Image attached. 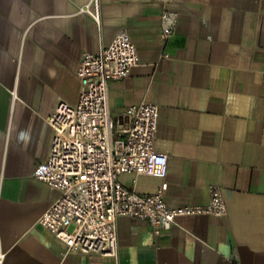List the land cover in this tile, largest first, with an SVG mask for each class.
Returning a JSON list of instances; mask_svg holds the SVG:
<instances>
[{
	"label": "crops",
	"instance_id": "obj_1",
	"mask_svg": "<svg viewBox=\"0 0 264 264\" xmlns=\"http://www.w3.org/2000/svg\"><path fill=\"white\" fill-rule=\"evenodd\" d=\"M0 0V264H264V0ZM178 31L161 37V14ZM126 29L140 64L109 84L119 116L143 100L159 105L155 147L165 179L123 173L140 193L159 190L169 207L206 204L218 185L223 216H181L154 233L146 220L118 218L116 256L64 253L39 222L60 195L34 176L47 160L48 117L76 104L77 70Z\"/></svg>",
	"mask_w": 264,
	"mask_h": 264
},
{
	"label": "built area",
	"instance_id": "obj_2",
	"mask_svg": "<svg viewBox=\"0 0 264 264\" xmlns=\"http://www.w3.org/2000/svg\"><path fill=\"white\" fill-rule=\"evenodd\" d=\"M79 11L99 21V0H90ZM177 31V15L163 12L161 37L166 40ZM139 64L137 45L126 29L119 30L109 45L83 55L77 70L78 102H60L48 117L53 129L50 153L35 167L34 176L61 193L39 222L63 241L65 254L81 251L116 256L120 216L146 220L158 234L181 216H223L228 211L216 184L209 185L206 204L172 208L164 197L166 180L151 193L137 192L121 181L127 172L162 179L168 172L167 154L155 147L159 105L143 100L117 117L110 111V81L127 77Z\"/></svg>",
	"mask_w": 264,
	"mask_h": 264
}]
</instances>
